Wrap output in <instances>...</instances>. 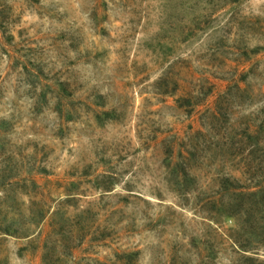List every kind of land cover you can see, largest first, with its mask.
Wrapping results in <instances>:
<instances>
[{
  "label": "rangeland",
  "instance_id": "rangeland-1",
  "mask_svg": "<svg viewBox=\"0 0 264 264\" xmlns=\"http://www.w3.org/2000/svg\"><path fill=\"white\" fill-rule=\"evenodd\" d=\"M0 264H264V0H0Z\"/></svg>",
  "mask_w": 264,
  "mask_h": 264
},
{
  "label": "trees",
  "instance_id": "trees-1",
  "mask_svg": "<svg viewBox=\"0 0 264 264\" xmlns=\"http://www.w3.org/2000/svg\"><path fill=\"white\" fill-rule=\"evenodd\" d=\"M17 179H18V176H17ZM7 187H9V186H7ZM9 188H11V187H9ZM19 191L20 192V188H11V189H9V192H11V193H15L16 191ZM5 193H6V191H5ZM21 193L23 194V193H25L24 191H21ZM19 225V224H18ZM21 225V224H20Z\"/></svg>",
  "mask_w": 264,
  "mask_h": 264
}]
</instances>
